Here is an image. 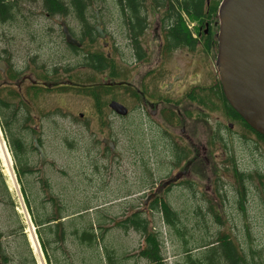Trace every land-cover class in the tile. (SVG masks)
Wrapping results in <instances>:
<instances>
[{
	"label": "rangeland",
	"instance_id": "1",
	"mask_svg": "<svg viewBox=\"0 0 264 264\" xmlns=\"http://www.w3.org/2000/svg\"><path fill=\"white\" fill-rule=\"evenodd\" d=\"M171 1L177 5L176 0ZM16 2L20 7L18 18L0 25V33L11 44L14 54L16 50L21 51L20 58L24 57L31 37L33 43L30 48L40 56L39 61L46 63L48 70L52 71L54 84L69 81L81 85L90 82L105 85L107 81H127L136 85L132 89L136 93L140 90V81L146 72L163 67L164 73L152 84L160 93H165L173 88L179 90L178 85H173L178 79L184 78L189 68H196L200 72L204 65L202 46L194 51L179 48L160 55L163 47L161 34L170 22L166 20L167 8L152 9L151 0H146L144 6L148 28L140 40L147 55L145 63L137 62L134 57L126 20L116 0L94 1L88 11L89 17H93L96 11L100 14L109 46L105 47L96 38L91 48L79 53L68 46L61 32V23L65 22L75 37L80 39L83 27L78 20L72 16L50 18L43 9L42 0ZM169 2L167 0L166 4ZM218 2L221 0H210V4ZM89 19L95 27L96 19ZM215 21L217 25L213 28V34L218 35L219 19ZM204 30L205 28L203 32ZM84 44L89 46L88 41ZM88 52L109 55L121 74L120 78H110V71L97 73L89 69L84 61ZM217 55L218 49L213 50L210 63L212 70L217 69ZM111 100L129 107L133 111L131 119L116 116L108 108L102 110L104 115L99 117L91 97L69 89L53 90L45 102L39 101L38 112L40 109H47L52 113L50 122L43 124L46 127L44 147L51 164L39 170L36 154L29 152V165H34L33 169L36 170L33 172L36 174L20 175L19 171L24 165L14 161L10 149L0 138L6 151L5 155L0 152V173L8 191L7 195L0 185V234L3 236L0 240V255L8 257V264H33L32 259L38 264V255L33 253L28 240L27 245L25 244L27 231H30L31 226L34 227L28 204L37 213L38 209H50L51 203L47 201L51 199L54 204L68 205L71 211L108 206L107 209L115 211L118 218L121 216L119 213L124 217H133L137 208H143L138 213L144 214L152 230L155 228L163 235L165 253H176L179 246L181 254L185 248L191 251L197 249L186 260L181 258V261H172V254L171 261L166 264H187L186 261L201 259L222 261L220 249L209 246L221 235L227 236L249 261H264V146L261 145L254 151L252 143L248 142L250 136L242 128L236 127L233 132H223L222 140H216L212 144L209 167L204 165V159L197 161L191 178L194 185L190 191L182 188L162 191L165 194L168 192L166 199L177 212L178 224L183 233L179 230L174 232L163 223L160 212H150L143 207L146 186L149 190L152 189L155 183L167 180L177 170L173 152L160 137V117L147 121L140 110L141 100H132L123 88L115 89L110 96L103 97L101 104L107 105ZM81 114H84L83 118ZM219 122V114L213 113L205 126L207 131L201 125L191 124L195 144H205L212 131L217 132ZM104 138L115 141L119 152L117 157L100 156L105 153L102 144ZM65 139L67 144H63ZM5 158L9 159L8 167ZM111 162L114 164H110ZM240 173L250 175L251 179L246 178L240 182ZM81 196L86 199L71 206L73 199ZM211 203L213 211L210 209ZM0 264H4L2 259Z\"/></svg>",
	"mask_w": 264,
	"mask_h": 264
},
{
	"label": "flooded vegetation",
	"instance_id": "2",
	"mask_svg": "<svg viewBox=\"0 0 264 264\" xmlns=\"http://www.w3.org/2000/svg\"><path fill=\"white\" fill-rule=\"evenodd\" d=\"M9 5L11 9L7 12V15L9 16L7 22H5V1L0 0V25H5V23L11 22L12 19L15 18L13 20L15 21L18 18L17 16L20 10L18 3L13 1ZM204 24V33L198 34L196 38L198 46L203 47L202 52L205 58L203 61L204 65L200 72L197 71L196 68H193V70L192 68H189L184 74V78L182 80L181 78L178 79L175 85H173H178L177 88L179 90H174L173 88L165 93H160L157 88L153 86L152 82H155V80L158 81L162 76L160 74L164 73L163 67H157L156 71L153 70L146 72L141 78L140 90H137L136 93L132 90L136 85L127 81L123 82V84L107 81L104 85L105 87L113 88L114 86L121 84L132 100H141L140 110L147 121L159 116L161 120L159 125L161 140L162 142H166V146H168L173 152L174 165L177 167L173 176L167 180L155 183L154 187L150 190L147 186L144 189L143 207L150 212L153 211L152 206H154L156 201L159 202L158 204L163 201L168 203L166 196L171 189L182 188L188 191L191 190L194 185L191 178L193 170L196 168L197 161L202 158L205 161L204 165L209 167V153L212 144L216 142V140H222L223 132H233L236 127L240 129L242 128L244 131L246 130L245 133L247 132L248 136H250L251 139L249 138L250 141L248 142L252 143L255 148L254 151H257L261 145L264 146V141H262L255 133L248 130L241 121L228 116V112L224 106V100L221 96V91L215 89L216 85L220 84L221 88L222 85L220 81V73L217 69L212 70V66L210 65L213 51L211 49H204L206 45L212 46L213 40L218 41L217 35L213 34V28L217 23L214 19H211L206 20ZM168 29V26L164 27L165 32L161 34L163 47ZM201 29L202 28H200V30ZM73 36L75 37L74 34ZM76 39L83 46L81 38ZM31 43H33V39L29 37V46L27 50L24 51V57L20 58L19 54L21 51L16 50L14 54L11 44L5 40L4 34L0 33V64H3L0 66V136L5 142L4 145L19 155V161L16 163L24 165L25 168L32 171L31 174H36V172H33L36 170V168L33 169L34 165H29L31 163L27 157L29 152L36 154L39 170L45 165L51 164L44 147L46 127L43 124L50 122L52 113L51 110L47 109H40L38 112L37 107L40 106L39 101L45 102L52 95L53 90L62 91L67 89H77L82 88L83 85L69 81L54 84L52 82V71L48 70L46 63H41V61H39L40 56L38 57L35 52H32L30 48ZM187 49L191 51L196 50V48ZM172 51L165 52V50H161L159 53L160 55H162L161 53L169 54ZM133 52L137 62H146V57L145 60L138 61L135 50H133ZM142 52L147 56L144 50H142ZM107 56L109 57V55ZM136 94L137 96H135ZM113 101L116 100L109 101L105 107L101 108L97 103L98 100L93 99L94 107L96 109L95 111H97L98 116H103L104 109L108 108L116 116L131 119L133 111L119 102L128 110L127 114L119 115L110 107V104ZM99 103H101V101ZM213 113H218L221 121L219 122L217 132L212 131L211 136L206 139L205 144L203 143L204 145H196L194 142L195 135L192 133L193 127H190L191 124L193 126H196V124L201 125L200 127L203 126L202 128L207 131L205 126L208 125L210 116ZM80 116L83 118L84 114H81ZM105 140L114 143L115 152L106 145ZM181 142H184V144H181ZM63 144H67L66 139L63 141ZM102 144L105 148V153L100 154L101 157L107 158L109 155L110 157L115 158L119 155L116 143L113 139L104 138ZM36 145L40 146L44 151L46 156L44 162L42 161ZM202 154H204L203 157ZM110 164H114V162H111ZM97 169L99 170V168ZM162 191L168 192L165 194V192ZM186 201L188 202L189 200ZM212 203L214 202L212 201ZM212 203L210 207L211 211L214 210L212 209ZM199 209L198 206V211ZM139 210L141 212L143 208H140ZM139 214L144 215L143 213Z\"/></svg>",
	"mask_w": 264,
	"mask_h": 264
},
{
	"label": "trees",
	"instance_id": "3",
	"mask_svg": "<svg viewBox=\"0 0 264 264\" xmlns=\"http://www.w3.org/2000/svg\"><path fill=\"white\" fill-rule=\"evenodd\" d=\"M5 1V17L4 21L7 22L8 16L7 12L10 11L11 2L16 0H4ZM94 1L97 0H42L43 2V9L47 16L50 18L53 17H74L78 20L83 27L81 41L83 43V49H77L72 47L71 49L75 51V53H79L81 50H85L86 48H91V46L95 43L96 38L98 39L97 33L95 31L94 25H92L91 20L89 18L96 19V13L93 17L88 16V11L90 6L93 4ZM150 1V0H149ZM118 3L121 14L124 17L126 27L128 29L129 37L131 40V44L133 45V50H135L136 57L138 61L145 60V55L142 52L141 46V37L145 33L148 28V21L147 17L144 15V6L146 4V0H116ZM153 3L154 8H167V19L170 22L168 25L169 29L167 30V37L164 42V50L165 52H169L175 50L177 48H191L195 49L198 47V42L194 39L187 29L183 15H187L192 21L196 22L197 24V33L202 34L203 28H205L204 22L206 20L217 19V13L219 9L220 2L215 4H210L207 6L206 0H176V3H173L171 0L168 4L167 0H151ZM16 17V16H15ZM15 19V18H14ZM11 22H13V20ZM200 28H202L200 30ZM204 33V32H203ZM88 41L89 46H85L84 42ZM207 44V43H206ZM204 49H217V40H213L212 46L206 45ZM85 65L97 73H104L106 71H110L109 77L118 79L120 78V73L115 63L105 54L102 53H92L88 52L85 56ZM123 84V83H121ZM116 85L113 88L105 87L104 85H96L93 82L84 83L82 88L77 89H69V91L74 90L77 93L87 95L94 100H98L99 107L103 108L106 106L105 104L99 103L101 99L107 95H110L114 89L123 88V85ZM217 90L221 91V96L224 100V106L228 112V116L234 119L241 121L244 126L250 130L251 132L255 133L262 141H264V136L260 133L254 131L242 118L241 116L231 107L228 103L220 84L216 85ZM137 96V94L135 95ZM11 154L15 162L19 161V155L14 153L12 150ZM20 164V163H19ZM32 171L28 170L25 167H21L19 171L20 175H28L31 174ZM251 179L250 175H246L245 173L238 174V180L241 182L244 179ZM0 185L1 189L4 193H7V187L5 185V180L0 173ZM27 195V194H26ZM29 203V201H28ZM156 201L154 206H152L153 210L157 206L160 205V213L163 217V220L166 225L172 228L175 231H180L181 227L178 224V214L172 209V207L166 203L165 201L161 202ZM27 204V203H26ZM30 210L32 211L33 216L35 217V213L31 208L30 204H28ZM27 206V208H28ZM28 208V210H29ZM15 213V212H14ZM217 216V215H216ZM123 224V222H121ZM119 222L118 225H121ZM127 226H131L135 228L137 231L142 232V234L146 237V242L148 243V247L141 252L143 257L149 259L152 264H162V258L159 255V247L160 241L158 236L153 233L149 232L148 229V222L144 219H140L139 214H135L131 220H127L124 223ZM18 232V231H16ZM182 232V231H180ZM183 233V232H182ZM3 236L0 234V240ZM25 240V236H24ZM187 241V239H185ZM27 245V239L25 241ZM213 248L220 249V259L222 261H186L187 264H264V261H249V259L241 254L233 242L227 236L221 235V237L212 243L209 246ZM0 253L1 252V241H0ZM0 259L4 264H8V257L4 254L0 255ZM32 263L35 264V261L32 259Z\"/></svg>",
	"mask_w": 264,
	"mask_h": 264
},
{
	"label": "crops",
	"instance_id": "4",
	"mask_svg": "<svg viewBox=\"0 0 264 264\" xmlns=\"http://www.w3.org/2000/svg\"><path fill=\"white\" fill-rule=\"evenodd\" d=\"M85 199L84 196L77 197L73 199L71 206ZM47 203H51L50 209H38L34 217L41 253L40 257H36V261H43L44 264H152L141 255L148 247L146 237L142 232L124 224L134 216L124 217L119 213L121 216L118 218L115 211L107 209L108 206H93L87 210L71 211L68 205L63 206L56 202L54 204L52 199ZM154 211L159 212L160 206L151 212ZM136 212L133 215L139 214V208ZM139 215L140 219L146 220L143 215ZM119 222L123 224L118 225ZM163 223L165 224L164 220ZM148 229L150 233L158 236L159 255L163 264L171 261L172 254V261H181V258L186 260L192 257L197 250L185 248L181 254L179 246L178 252L167 254L163 235L155 228Z\"/></svg>",
	"mask_w": 264,
	"mask_h": 264
},
{
	"label": "water",
	"instance_id": "5",
	"mask_svg": "<svg viewBox=\"0 0 264 264\" xmlns=\"http://www.w3.org/2000/svg\"><path fill=\"white\" fill-rule=\"evenodd\" d=\"M218 18L217 67L224 94L242 119L264 136V0H223ZM96 19L95 31L107 45L98 12ZM62 32L69 45L81 47L66 23H62ZM110 107L119 115L128 112L116 101ZM105 143L115 152L114 143ZM36 146L44 162V151Z\"/></svg>",
	"mask_w": 264,
	"mask_h": 264
},
{
	"label": "bare ground",
	"instance_id": "6",
	"mask_svg": "<svg viewBox=\"0 0 264 264\" xmlns=\"http://www.w3.org/2000/svg\"><path fill=\"white\" fill-rule=\"evenodd\" d=\"M0 152L3 153V155H5L4 153L6 152L4 146L1 144V139H0ZM5 159H6V166H7L9 159L8 160H7V158H5ZM29 241L31 243V247L34 249V253L37 254L38 257H40V255H41L40 249L38 247V243H37L36 236L34 234L32 226L30 227V231H29ZM38 264H44V262L38 261Z\"/></svg>",
	"mask_w": 264,
	"mask_h": 264
},
{
	"label": "built area",
	"instance_id": "7",
	"mask_svg": "<svg viewBox=\"0 0 264 264\" xmlns=\"http://www.w3.org/2000/svg\"><path fill=\"white\" fill-rule=\"evenodd\" d=\"M186 22H187V25H188L189 29H192L193 28V24H191L188 20Z\"/></svg>",
	"mask_w": 264,
	"mask_h": 264
}]
</instances>
